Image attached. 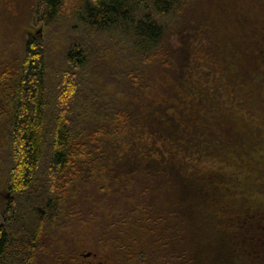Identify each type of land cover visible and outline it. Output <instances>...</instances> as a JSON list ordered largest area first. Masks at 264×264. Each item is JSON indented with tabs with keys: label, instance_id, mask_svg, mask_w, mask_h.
Returning a JSON list of instances; mask_svg holds the SVG:
<instances>
[{
	"label": "trees",
	"instance_id": "1",
	"mask_svg": "<svg viewBox=\"0 0 264 264\" xmlns=\"http://www.w3.org/2000/svg\"><path fill=\"white\" fill-rule=\"evenodd\" d=\"M5 1L0 264H264V0Z\"/></svg>",
	"mask_w": 264,
	"mask_h": 264
},
{
	"label": "rangeland",
	"instance_id": "2",
	"mask_svg": "<svg viewBox=\"0 0 264 264\" xmlns=\"http://www.w3.org/2000/svg\"><path fill=\"white\" fill-rule=\"evenodd\" d=\"M0 1H2V0H0ZM22 1L24 2V0H22ZM5 2L6 1L3 0V2L0 3V15L2 13L4 18H5V20H4L5 22L0 24L1 25L0 28H1V30H3V33H4V31H6L8 33L7 35H12V34H15L14 32L16 31L17 27L18 28L21 27L22 29L27 28L28 24H29L28 16L30 17V15H29L30 13L27 12L26 8H24L22 5H19L15 2H11V3L8 2L9 4L4 5ZM25 12H26V15L23 14ZM36 28H38V27H36ZM172 41H173V44L176 42L174 39ZM2 179L5 181V178H2V176L0 175V187L1 188L3 187V183L1 185V182H3ZM145 247L148 250L149 246L145 245ZM87 252L89 253L90 250H87L86 252L83 251L80 254V256H79L80 260H78L79 261L78 263L83 264V263L88 262L89 264H107L106 259L102 260L101 258L100 259L97 258L96 253L93 254L94 256L91 260H88V258L92 256L91 255L92 253H89L91 256L86 257V254H88ZM94 252H96V251L94 250ZM52 262H53L52 259L49 260V258L47 256L41 255V256H39V261L37 262V264H53ZM108 263H109V261H108ZM109 264H111V263H109Z\"/></svg>",
	"mask_w": 264,
	"mask_h": 264
},
{
	"label": "water",
	"instance_id": "3",
	"mask_svg": "<svg viewBox=\"0 0 264 264\" xmlns=\"http://www.w3.org/2000/svg\"><path fill=\"white\" fill-rule=\"evenodd\" d=\"M90 254L88 253V254H86V256H89Z\"/></svg>",
	"mask_w": 264,
	"mask_h": 264
},
{
	"label": "flooded vegetation",
	"instance_id": "4",
	"mask_svg": "<svg viewBox=\"0 0 264 264\" xmlns=\"http://www.w3.org/2000/svg\"><path fill=\"white\" fill-rule=\"evenodd\" d=\"M7 197H8V195H7ZM89 256H91V255H89ZM89 256H86V257H89Z\"/></svg>",
	"mask_w": 264,
	"mask_h": 264
}]
</instances>
